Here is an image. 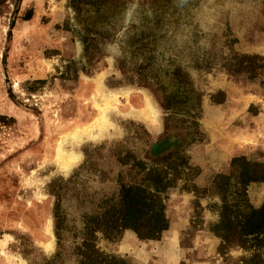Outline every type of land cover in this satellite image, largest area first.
Returning <instances> with one entry per match:
<instances>
[{
    "label": "rangeland",
    "instance_id": "obj_1",
    "mask_svg": "<svg viewBox=\"0 0 264 264\" xmlns=\"http://www.w3.org/2000/svg\"><path fill=\"white\" fill-rule=\"evenodd\" d=\"M127 191L167 229L84 246ZM244 200L264 204V0H0V264H245L216 232Z\"/></svg>",
    "mask_w": 264,
    "mask_h": 264
},
{
    "label": "trees",
    "instance_id": "obj_2",
    "mask_svg": "<svg viewBox=\"0 0 264 264\" xmlns=\"http://www.w3.org/2000/svg\"><path fill=\"white\" fill-rule=\"evenodd\" d=\"M245 174L249 177L248 172ZM246 180L244 178V181ZM57 211L58 207L56 219ZM220 217L216 232L224 246L240 247L250 252V258L244 261L245 264H264V204L258 209L251 207L246 200L242 209L238 205H224ZM125 228L133 230L144 239H156L167 229L162 208L154 196L140 198L139 195L127 191L117 210H107L100 218L86 223L90 236L83 245L92 249L90 237L94 230L117 232Z\"/></svg>",
    "mask_w": 264,
    "mask_h": 264
}]
</instances>
